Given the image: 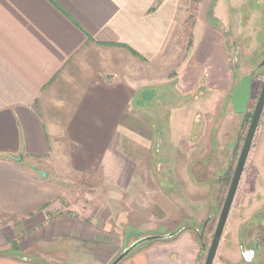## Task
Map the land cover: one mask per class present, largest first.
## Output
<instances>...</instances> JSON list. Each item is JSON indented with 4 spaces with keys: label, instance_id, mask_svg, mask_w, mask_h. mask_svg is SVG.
I'll return each instance as SVG.
<instances>
[{
    "label": "crops",
    "instance_id": "1",
    "mask_svg": "<svg viewBox=\"0 0 264 264\" xmlns=\"http://www.w3.org/2000/svg\"><path fill=\"white\" fill-rule=\"evenodd\" d=\"M179 4L0 0V264H109L137 238L173 230L168 222L153 228L146 223L152 218H139L137 225L126 220L133 202L126 192L136 185L146 189V202L159 200L149 214L161 219L164 204L161 195L156 198L161 184H154L153 175L164 141L163 155L176 171L175 179L171 169L167 186L177 190L175 200L185 207L170 211L174 224L193 217L195 203L206 205L214 149L200 158L195 180L192 150L177 148L198 136L211 138L208 87L194 93L203 79L191 85L182 76L205 37L195 51L187 47L179 55ZM194 101L200 108L188 113ZM92 174L110 190L109 197L121 196L119 205L99 200ZM69 177L91 189L85 198L77 196V207L68 198L74 186ZM256 187V197L247 202L253 214L264 205ZM199 189L204 196L195 193ZM5 218L10 222L3 225ZM114 220L123 229L121 239L109 233ZM260 246H236L250 260L231 264H264ZM202 251L195 231L186 230L145 244L119 264H199Z\"/></svg>",
    "mask_w": 264,
    "mask_h": 264
},
{
    "label": "rangeland",
    "instance_id": "2",
    "mask_svg": "<svg viewBox=\"0 0 264 264\" xmlns=\"http://www.w3.org/2000/svg\"><path fill=\"white\" fill-rule=\"evenodd\" d=\"M217 20L221 24L218 28L213 24ZM178 22L175 32L179 34L178 44L176 45L180 49L178 51L180 56L186 51L187 47L188 52L192 49L194 50L199 39L202 36L205 37L202 40L203 43L195 49L193 62L182 70V76H188L187 81L191 85L194 84V81L203 79L201 83L193 87L192 91L194 93L200 91L199 88L203 87V85L208 87L211 105L207 113L208 124L206 127L212 139L202 141L200 138L203 136H198L194 139L193 144L190 145L187 141H184L179 143L177 148L188 147L189 150H192L191 156L194 163L191 166V173L195 180L199 177L197 168L203 167L199 164L200 158L205 155H211L214 151L209 160V165L211 164L213 168L209 176L212 181L210 182L209 199L204 206H202L204 203H195L192 206L193 217L190 218L188 216L187 220L178 225L174 224L175 216H172L171 212L177 207L179 209L183 206L175 200L177 190L170 185L167 186L169 180L172 181L171 169L173 171L172 176L174 175L175 179L176 171L173 167H170L168 157L163 155L168 154V151H166L168 147L166 141H164L163 148L165 150H160V154H162L157 158L156 164L158 171L153 175L154 184L156 186H159V182L161 184V188H158V192H156V198L161 195L163 200L162 220L159 216H156V218L149 214V210H152L154 204L159 200L154 199L152 203L146 202L144 198L147 194L145 193L146 189L142 188L139 190V188H136L137 185L126 192L130 196L129 200H133L129 210L130 216L126 220L131 225H137L139 218L147 220L152 218L146 223H150L153 228L164 227L162 224L168 222L173 227V230L189 223V226H192L189 231H195L197 238L201 236L202 228L199 234L196 232V229H198L196 226L200 225L203 227L206 224L205 234L202 239L205 247L199 260V264H204L251 122L252 113L264 82V64H262L264 61V0H180ZM181 65L182 62L174 71H177ZM250 73L255 75V79L249 110L245 114H237L231 104L232 94L241 78ZM206 87H204V90ZM217 88L218 93L214 94ZM189 107L187 109L188 113L196 112L200 108L197 101L190 103ZM198 125L199 123L197 122L192 124V130L195 129L196 135ZM212 149L214 150L212 151ZM91 177L92 181L99 187L97 191L99 200H112L117 205L120 204L121 196L118 197L119 199L109 197L111 194L110 190L105 191L101 187L103 183L101 178L97 174H92ZM68 179L71 182L69 184L74 185L72 190H68V198L73 202L72 206L77 207L79 205L75 202L77 196L83 199L91 189L88 185L80 184V181L75 180L73 177ZM257 185L260 187L259 192H261V195L258 196L264 202V111L222 236L215 264H231L234 261L241 263V259L246 260L244 256L242 258L240 249H238L239 245L244 244L249 246H260L262 244L260 251H262L264 256V228L261 227V225H264V205H259L260 208L257 207L259 209L263 208L258 214H253L251 207L247 205L249 198L254 199L256 197V192H258ZM173 186H175L174 183ZM75 187H77L79 194H75ZM196 192L201 194L202 189ZM104 193H107L106 196L108 195L106 198L103 196ZM117 194L118 192L113 190V195ZM200 196H204V194L198 197ZM164 209L167 211L166 214ZM183 210L185 211V207H183ZM6 220L7 218L2 221L3 225L10 222ZM119 223V221L114 220V228H111L109 233L113 231L116 238L119 235L121 239L123 238V229ZM158 234H165V231L160 229ZM118 256L119 254L109 261V264ZM51 262L57 264L54 261ZM40 264L43 263L40 262ZM59 264H66V262L61 261Z\"/></svg>",
    "mask_w": 264,
    "mask_h": 264
},
{
    "label": "water",
    "instance_id": "3",
    "mask_svg": "<svg viewBox=\"0 0 264 264\" xmlns=\"http://www.w3.org/2000/svg\"><path fill=\"white\" fill-rule=\"evenodd\" d=\"M255 79V75L253 73H250L248 75H245L241 78L238 85L235 87L231 103L233 110L237 114H245L248 111L249 103L252 98V92H253V82ZM264 111V82L262 85V89L260 92V96L258 98L255 110L253 112L251 122L237 161V165L230 183V187L226 196V199L224 201L219 220L212 238V242L209 246L208 253L205 259L204 264H213L214 260L216 258L220 242L226 227V224L228 222V218L232 209L233 202L235 200L237 190L248 160L249 153L251 151L253 141L257 132V129L259 127V123L262 117ZM43 176H47V172H42ZM206 224L203 225L201 229V240L203 239V235L205 234ZM185 231V226H179L176 229L166 233V234H147L145 236H142L140 238H137L134 242H132L130 245L126 246L124 250L119 254V256L111 263V264H119L123 259L128 257L130 254H132L134 251H136L140 246L146 244L147 242L151 241H159V240H167L176 237L181 232ZM205 246V245H203ZM243 255L246 256L247 260H250L249 256L247 255V252L243 249ZM21 259H26L25 257H22ZM28 259V258H27ZM37 260V259H33ZM37 262L44 263L45 261L37 260ZM47 264V263H45Z\"/></svg>",
    "mask_w": 264,
    "mask_h": 264
},
{
    "label": "trees",
    "instance_id": "4",
    "mask_svg": "<svg viewBox=\"0 0 264 264\" xmlns=\"http://www.w3.org/2000/svg\"><path fill=\"white\" fill-rule=\"evenodd\" d=\"M217 21H218V20H217ZM217 21H214L213 24L216 25L215 27L218 28V27L221 26V24H220L219 21H218V22H217ZM183 225H184V224H183ZM196 225H197V224H196ZM196 227H198V229H196V232L199 233V231H200V229L202 228V226L197 225ZM191 228H192V226H189V223H187V225L185 226V231H186V230H189V229H191ZM199 234H200V233H199ZM174 238H175V237H174ZM171 239H173V238H171ZM198 239H199L200 244L203 246V245H204V244H203V240H201L200 236L198 237ZM151 242H152V241H151ZM151 242H147V243H151ZM144 245H145V244H144ZM144 245L140 246L139 248L143 247ZM204 247H205V246H203V249H204ZM139 248H138V249H139ZM0 254H3V253L0 252ZM116 258H117V257H116ZM116 258H115V259H116ZM115 259H114V260H115ZM114 260H113V261H114ZM113 261H112V262H113Z\"/></svg>",
    "mask_w": 264,
    "mask_h": 264
},
{
    "label": "flooded vegetation",
    "instance_id": "5",
    "mask_svg": "<svg viewBox=\"0 0 264 264\" xmlns=\"http://www.w3.org/2000/svg\"><path fill=\"white\" fill-rule=\"evenodd\" d=\"M262 64H264V61H263V63ZM261 92V91H260ZM252 96H253V92H252ZM260 96V95H259ZM259 98V97H258ZM251 100H252V98H251ZM251 100H250V102H251ZM258 101V100H257ZM257 104V103H256ZM249 105H250V103H249ZM255 107H256V105H255ZM255 107H254V110H255ZM248 110H249V108H248ZM254 110H253V112H254ZM249 115V114H248ZM252 115H253V113H252ZM252 118V117H251ZM245 258H246V256H245Z\"/></svg>",
    "mask_w": 264,
    "mask_h": 264
}]
</instances>
